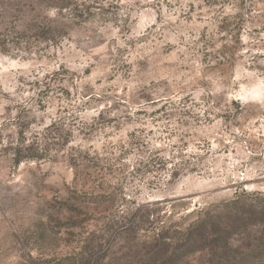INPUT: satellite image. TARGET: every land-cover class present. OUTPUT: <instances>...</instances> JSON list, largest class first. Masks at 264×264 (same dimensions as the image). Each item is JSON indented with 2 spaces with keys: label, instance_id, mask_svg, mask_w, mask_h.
<instances>
[{
  "label": "rangeland",
  "instance_id": "374dc122",
  "mask_svg": "<svg viewBox=\"0 0 264 264\" xmlns=\"http://www.w3.org/2000/svg\"><path fill=\"white\" fill-rule=\"evenodd\" d=\"M0 130V264H264V0H0Z\"/></svg>",
  "mask_w": 264,
  "mask_h": 264
},
{
  "label": "trees",
  "instance_id": "16d2710c",
  "mask_svg": "<svg viewBox=\"0 0 264 264\" xmlns=\"http://www.w3.org/2000/svg\"><path fill=\"white\" fill-rule=\"evenodd\" d=\"M54 125H55L54 123H51L49 126H46L44 130L40 133L39 137H36L26 146L24 145L25 139L22 136L24 132L20 131L19 142L16 143L15 147L9 148L10 150H8L7 148H2L4 153L12 154L13 161L16 164L21 162L23 159H35V158L45 156L47 150L50 147L59 144L58 139L61 136L57 130H59L61 127H55V132L49 131V129L53 127ZM0 135H1V130H0ZM171 167H173L171 168V177H176V174H178V172L182 168L181 164L175 163ZM235 203H236V200L233 199L232 201L226 202L225 205L235 204ZM200 222H201L200 224H203L204 220H201ZM190 227L194 228L195 225L192 224ZM257 249L258 251H261V249L262 250L264 249V236L258 239Z\"/></svg>",
  "mask_w": 264,
  "mask_h": 264
}]
</instances>
